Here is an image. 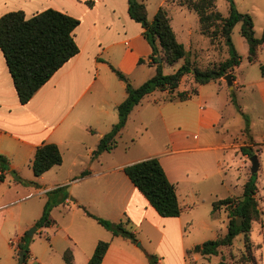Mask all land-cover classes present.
<instances>
[{
	"label": "crops",
	"instance_id": "crops-1",
	"mask_svg": "<svg viewBox=\"0 0 264 264\" xmlns=\"http://www.w3.org/2000/svg\"><path fill=\"white\" fill-rule=\"evenodd\" d=\"M88 1H93L92 6L87 4ZM170 6L178 5L168 4ZM179 7L184 17L187 13L195 14L187 7ZM47 9L63 12L80 21L75 30L79 53L23 105L0 50V157L6 160L7 171L0 183V264H17L21 239L27 229L34 227L41 218L47 193L58 187H66L69 198L51 212L53 224L37 228L34 233L40 234L48 242L52 252L40 254L30 247L26 264H52L54 260L67 264L64 259L67 251L72 254V264H89L100 241L110 243L102 264H151L150 255L156 256L155 264H187L186 251L192 247L186 240L189 220L184 217L192 214L189 204L196 206L195 202L202 198V183L209 175L206 173L198 179L197 174L193 175L188 170L193 167H189L185 163L187 159L181 156L208 152L220 155L216 161L215 176L222 186L228 188V195L218 200L228 197L240 199L248 181L242 183L239 176V167L244 170L247 165L245 155L240 158L239 167L235 163L239 149L250 145H239L235 141L237 135L243 137L244 128L229 131V125L220 131L228 124V119L232 125L240 122V115L233 108L230 88L222 79L199 85L192 78L187 85L182 80L177 91L196 88L197 95L189 100L170 102L165 98L167 91H160L157 98L153 99L160 109L161 128L168 136V148L163 153L150 155L140 161L149 158L160 160L168 178L176 185L182 208L179 217H162L124 173L126 166L139 161L119 164L114 154L116 149L93 158L100 140L118 122V106L127 97L126 84L110 66L125 74L134 87H139L156 73L155 67L150 65L151 49L143 36L144 30L129 15L128 0H0V17L9 12L23 11L30 18ZM168 14L173 28V17L169 11ZM174 32L186 51L191 52V27L185 28L184 37ZM238 42L245 56L241 55V63L235 68L234 90L255 89L264 104V75L247 80L246 76L237 73L243 67L260 63L264 45L259 50L258 62L250 63L246 39L238 37ZM141 59L143 63H140ZM146 97L133 109L125 128L132 113L143 106ZM168 105L175 106L168 110L165 108ZM140 125L146 126L144 121ZM252 131L253 122L251 135L254 146L261 148L264 136H257ZM47 143L59 147L63 162L40 177H35L32 162L36 150ZM261 152L257 151L258 157ZM206 168H201V171ZM86 171L89 173L83 175ZM234 171H238L237 175ZM259 180L258 175V191ZM24 182H34L36 185ZM239 189L241 193L236 194ZM31 200L38 201L36 211L32 216H24V205ZM92 205L98 208L93 214L106 220L119 222L129 218L138 242L113 236L80 207L84 206L89 211ZM60 207L64 215L56 218L54 211ZM81 212L85 216L75 224L72 217ZM67 216L71 217L70 222L60 221ZM13 229L16 234L10 237L8 234Z\"/></svg>",
	"mask_w": 264,
	"mask_h": 264
},
{
	"label": "trees",
	"instance_id": "trees-1",
	"mask_svg": "<svg viewBox=\"0 0 264 264\" xmlns=\"http://www.w3.org/2000/svg\"><path fill=\"white\" fill-rule=\"evenodd\" d=\"M128 2L130 17L141 24L144 30L143 36L151 49L150 65L155 67L156 73L139 87H134L125 74L112 65L110 66L117 77L126 84L127 97L118 106V122L100 140L93 158L117 148V140L127 124L129 115L146 96L155 91H167L170 95L168 101L179 100L183 102L198 93L196 88H192L190 91L177 92L185 76L191 74L197 84L205 85L220 80L230 73L233 75L234 69L241 63V56L232 39V33L237 24H241L240 33L248 43V60L250 63L258 62L259 50L264 45V32L260 38L256 37L252 16L238 11L234 1L229 0L230 15L223 17L216 14L215 17L222 25V36L225 38L230 56L218 67L201 70L194 67L187 58L188 52L185 46L178 41L166 8L160 7L153 20L149 21L147 6L144 2L139 0H128ZM87 4L92 6L93 1H88ZM178 5L196 12L200 17L199 22L202 33L206 34L208 32L210 16L204 13L200 3L193 0H178ZM79 24L80 21L77 18L54 9H47L30 18H27L23 11L9 12L0 17V50L5 56L21 104H27L66 62L79 53L75 41V30ZM183 59L185 60L184 64L177 71L172 74L164 73V65L174 66ZM143 62L144 60L141 59L140 63ZM261 70L264 75V65H261ZM231 100L245 118L246 125L243 133L252 143L250 119L241 111L234 91L231 92ZM240 151L248 158L256 154L250 145L242 146ZM62 162L63 157L56 144H43L36 150L32 162L33 174L35 177H40L53 167L61 165ZM0 166L6 169V160L3 157H0ZM88 173L86 171L83 175ZM124 173L160 216L179 217L181 215L182 208L179 204L176 185L170 181L158 158H149L128 165L124 168ZM257 178L258 174L249 177L244 185L242 198L228 197L213 203L214 212L221 207H232L233 209L227 234L223 238L208 240L187 249V257L191 253L217 256L220 247L231 246L234 239L240 234H245L246 247L248 248V234L251 232V223L252 221H258L262 214L256 198L258 192ZM17 180L23 182L20 178H17ZM24 183L36 185L34 182ZM68 198L69 193L66 192V187H58L48 192L43 214L34 227L38 229L50 227L53 224L51 219L53 207L65 202ZM80 207L88 217L96 220L113 236L129 239L133 243L138 242L135 233L131 229L129 218L112 222L94 215L84 206ZM240 217L243 219V223L241 226H237L236 222ZM28 245V235L26 233L19 244V250L26 251L23 264H26L30 252ZM109 246V242L100 241L90 258L89 264H102ZM249 256L250 253L247 250L244 254L245 264L252 262ZM148 258L151 264L156 263V256L150 255ZM64 259L67 264H72L70 251L65 253ZM219 264L227 263L222 260Z\"/></svg>",
	"mask_w": 264,
	"mask_h": 264
},
{
	"label": "rangeland",
	"instance_id": "rangeland-1",
	"mask_svg": "<svg viewBox=\"0 0 264 264\" xmlns=\"http://www.w3.org/2000/svg\"><path fill=\"white\" fill-rule=\"evenodd\" d=\"M193 1L196 3H200L201 7L204 10V13L210 16V19L208 21V32L206 34H203L201 31L199 15L196 12L195 14L191 13V15H188L189 13H187V16L184 17V13H182L178 5V0H144V3L146 4L147 10L150 13V15L148 16L149 21L153 20L154 13L160 6H164V8L167 7L170 15L173 17V28L177 32L179 37H184L185 28L191 27L193 31V46L191 52L187 53V58L190 60L194 67H197L201 70L218 67L221 63L226 61L230 55L229 49L225 43V38L222 36V25L220 21L217 20L215 15L220 14L223 17H228L230 15V2L229 0ZM233 1L238 11H240L241 13H248L252 16L255 25L254 29L256 31L255 35L257 38H260L264 32V0ZM168 4H175L178 6L168 7ZM240 29L241 24H237L233 30L232 39L240 56H245V54L241 52L240 44L238 42V37H243L240 33ZM262 54L263 57L260 58V63L253 64L249 67H243L242 71L237 72L238 75L246 76L247 80H254V78L256 77L258 78L263 76L261 65H264V52ZM184 61L185 60L183 59L174 66L164 65V73H174L184 64ZM246 62L247 59L245 58L244 63L246 64ZM192 78L193 75L191 74L185 76L183 79V84L187 85ZM222 80L226 82L224 78H222ZM232 91H234V94L236 95V99L241 107V111L250 119V125L251 122H253L252 132L257 136H264V104L261 101L256 90L252 88H247L245 90L233 89L230 91V97ZM159 94L160 91H156V93L147 96L143 103V106L139 109H136V111L132 113L127 127L121 133L117 140L118 144L114 154L117 157V162L119 164L140 161L150 155L163 153L168 148L166 146L169 141L168 136L165 135L163 129L161 128L162 118L160 109L156 104H154L153 101V99L157 98ZM169 96L170 95L168 93L165 98L168 99ZM173 106L175 105H168L165 108L169 110L170 107ZM233 108L235 112L237 111L241 116H239L240 122L237 121L232 125V121L228 119V124L222 127L220 131L225 130L229 127V125L231 127L228 129L229 131H239L245 128V118L237 110L234 104ZM142 121L145 122L146 126L141 127L140 123ZM235 141L239 143V145H242V143L251 145V141L244 133L243 137H241V135H237ZM252 143L253 145L251 146L255 153H257V151H262L260 153V156L258 157L260 171H258L257 173L260 177L257 200L259 202V209L262 214L258 221H252L251 223V232L248 234V248L246 247L247 243L245 234H240L234 239L231 246L220 247L217 256L191 253L186 259L187 264H219L222 260H224L227 264H245L244 254L247 252V250H249L250 253L249 259L252 261L249 264H264V145H262L261 148H258L254 146V141ZM242 155L243 154L239 149L238 158L235 159L237 167L241 165L240 158H242ZM256 155L258 156V154ZM181 157H184L185 160L187 159L185 163L188 164L189 167H193L188 170H190L191 173L193 172V175L197 174L198 179L204 177L206 173L209 175V178L202 183V198L195 202L197 203L196 206H194L193 204H189L192 207V210L190 211L192 212V214L184 217L185 220H189V224L186 226V230L188 231V233L186 234L187 243L191 245V247H193L194 245L202 244L208 240L223 238L227 234V228L232 217L233 209L232 207H221L217 209L213 215L212 205L214 201L218 200L217 198L228 195V188L222 186L218 180V177L215 176L216 161L218 158H220V155L215 152H208L207 154L202 155L190 153L182 155ZM245 159L247 163L245 169L243 170L242 167H239V176L240 178H242V183L248 180L251 176V162L247 156H245ZM229 164L230 162H228V165ZM165 165H167V162H165ZM166 167L169 168V166ZM201 168L206 169H204V171H201ZM225 168L228 172L229 169L227 168V166H225ZM234 172L235 175H237L238 171ZM241 191L242 190L239 189V192L236 191L235 193H241ZM242 197L243 194L240 198ZM63 203L58 204L57 206L53 207V209ZM36 205H38L37 200H31L27 202L24 205V216H32L33 212L36 211ZM67 209L68 207H66L65 210ZM88 209L92 213H94L93 211H98V208L93 205ZM63 212L64 211L61 209V207L56 209L54 211L55 217H61L62 215H64ZM82 216H85L83 212L76 213L75 217H72V220L75 222V224H78ZM60 221L70 222L71 217L67 216L65 218H61ZM32 228L33 227L27 229V235ZM15 234L16 231L13 229L9 232L8 235H11L10 237H14ZM28 243V247H32V249L37 253L48 254L49 252H52L51 246L38 233L33 234L32 236H28ZM153 244L152 246H154ZM19 255L20 253L18 254V259ZM61 262L62 261L58 263L56 260H54L52 264H63ZM172 264L175 263L173 262Z\"/></svg>",
	"mask_w": 264,
	"mask_h": 264
},
{
	"label": "water",
	"instance_id": "water-1",
	"mask_svg": "<svg viewBox=\"0 0 264 264\" xmlns=\"http://www.w3.org/2000/svg\"><path fill=\"white\" fill-rule=\"evenodd\" d=\"M224 80L226 81V83H227L228 87L230 88V90H233L234 89V86H233V75L231 73L226 75L224 77ZM249 160H250L251 165H252L251 166V175H255V174L258 173L259 167H260L258 156L255 154L252 157H250ZM242 223H243V219L241 217L238 218L237 222H236V225L237 226H241ZM36 230H37V228L33 227L31 229V231L28 232V236H32L36 232ZM138 245H140V244H138ZM25 256H26V251L22 250L20 252V255H19L18 264H23L24 263Z\"/></svg>",
	"mask_w": 264,
	"mask_h": 264
},
{
	"label": "built area",
	"instance_id": "built-area-1",
	"mask_svg": "<svg viewBox=\"0 0 264 264\" xmlns=\"http://www.w3.org/2000/svg\"><path fill=\"white\" fill-rule=\"evenodd\" d=\"M6 175H7L6 169L0 166V183L5 179Z\"/></svg>",
	"mask_w": 264,
	"mask_h": 264
}]
</instances>
